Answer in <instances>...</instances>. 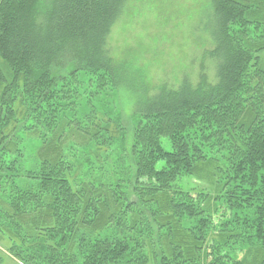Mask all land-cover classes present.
I'll use <instances>...</instances> for the list:
<instances>
[{
    "label": "trees",
    "instance_id": "obj_1",
    "mask_svg": "<svg viewBox=\"0 0 264 264\" xmlns=\"http://www.w3.org/2000/svg\"><path fill=\"white\" fill-rule=\"evenodd\" d=\"M129 1L0 0V243L15 264H264V10L210 0L216 82L139 89L132 136L77 78L125 82L107 41Z\"/></svg>",
    "mask_w": 264,
    "mask_h": 264
},
{
    "label": "rangeland",
    "instance_id": "obj_2",
    "mask_svg": "<svg viewBox=\"0 0 264 264\" xmlns=\"http://www.w3.org/2000/svg\"><path fill=\"white\" fill-rule=\"evenodd\" d=\"M252 1L264 10V0ZM209 2L210 0H130L124 14L110 30L107 41L109 53L118 63L126 64L125 82L117 89L111 86L108 77L104 78L101 72H79L77 78L83 82V90L79 89L82 92L78 96L84 94L93 104H101L111 97L114 113L133 132V136L138 127V122L132 115L136 97L140 95L139 89L144 90L146 97L152 96L155 94L154 88L177 89L184 78L195 87L200 81V75H205L210 84H214L216 62L205 55V52L212 50L211 38L209 39L204 29L205 20L211 13L208 9ZM258 56L264 64V50ZM0 68L5 70L1 61ZM75 101L77 105L82 104L80 97ZM29 137L30 140H25L22 147L25 150L23 166L27 170H33L36 164L33 159L39 143L37 137L33 140ZM78 143L81 141L75 144ZM164 144L169 149L166 141ZM190 181L184 178L177 185L203 189L206 192L210 190V186L205 183ZM208 205H212L211 210L214 209V203ZM216 211L213 216L216 223L228 225L235 218H240L239 211L229 212L219 206ZM5 249L6 243L1 242L0 258L4 264H15Z\"/></svg>",
    "mask_w": 264,
    "mask_h": 264
}]
</instances>
